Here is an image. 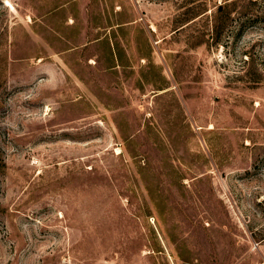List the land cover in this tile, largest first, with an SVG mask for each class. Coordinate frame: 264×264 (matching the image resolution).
I'll return each instance as SVG.
<instances>
[{
    "label": "rangeland",
    "instance_id": "obj_1",
    "mask_svg": "<svg viewBox=\"0 0 264 264\" xmlns=\"http://www.w3.org/2000/svg\"><path fill=\"white\" fill-rule=\"evenodd\" d=\"M0 264H264V0H0Z\"/></svg>",
    "mask_w": 264,
    "mask_h": 264
}]
</instances>
